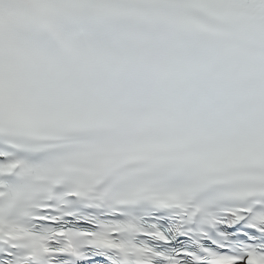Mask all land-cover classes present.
I'll return each instance as SVG.
<instances>
[{
  "label": "snow or ice",
  "instance_id": "snow-or-ice-1",
  "mask_svg": "<svg viewBox=\"0 0 264 264\" xmlns=\"http://www.w3.org/2000/svg\"><path fill=\"white\" fill-rule=\"evenodd\" d=\"M0 264H264V0H0Z\"/></svg>",
  "mask_w": 264,
  "mask_h": 264
}]
</instances>
